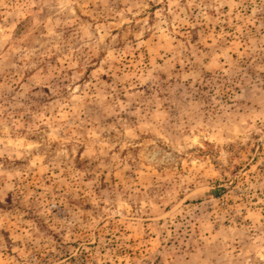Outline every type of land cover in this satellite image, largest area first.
I'll use <instances>...</instances> for the list:
<instances>
[{"label": "rangeland", "instance_id": "374dc122", "mask_svg": "<svg viewBox=\"0 0 264 264\" xmlns=\"http://www.w3.org/2000/svg\"><path fill=\"white\" fill-rule=\"evenodd\" d=\"M0 264H264V0H0Z\"/></svg>", "mask_w": 264, "mask_h": 264}]
</instances>
